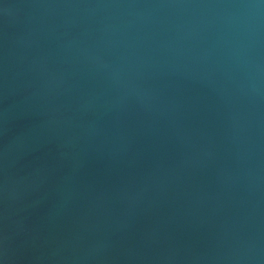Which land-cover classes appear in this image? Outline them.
I'll return each instance as SVG.
<instances>
[{
    "label": "water",
    "instance_id": "obj_1",
    "mask_svg": "<svg viewBox=\"0 0 264 264\" xmlns=\"http://www.w3.org/2000/svg\"><path fill=\"white\" fill-rule=\"evenodd\" d=\"M0 264H264V0H0Z\"/></svg>",
    "mask_w": 264,
    "mask_h": 264
}]
</instances>
